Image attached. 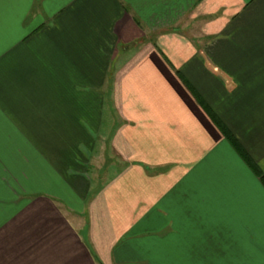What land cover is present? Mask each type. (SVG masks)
I'll use <instances>...</instances> for the list:
<instances>
[{
  "label": "crops",
  "instance_id": "crops-1",
  "mask_svg": "<svg viewBox=\"0 0 264 264\" xmlns=\"http://www.w3.org/2000/svg\"><path fill=\"white\" fill-rule=\"evenodd\" d=\"M0 264H264V0H0Z\"/></svg>",
  "mask_w": 264,
  "mask_h": 264
},
{
  "label": "trees",
  "instance_id": "trees-1",
  "mask_svg": "<svg viewBox=\"0 0 264 264\" xmlns=\"http://www.w3.org/2000/svg\"><path fill=\"white\" fill-rule=\"evenodd\" d=\"M232 142H233L234 146L236 147V149L242 154V152L240 151L239 146L236 144L234 139H233ZM245 158H246L247 162L251 165V167L254 168L255 172L257 174H260V171L258 170V168L256 166L253 165V163L250 161V159H248L247 157H245Z\"/></svg>",
  "mask_w": 264,
  "mask_h": 264
}]
</instances>
